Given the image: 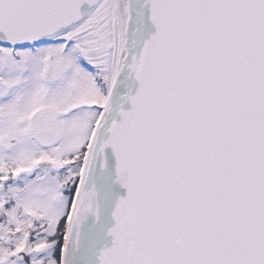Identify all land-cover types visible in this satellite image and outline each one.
<instances>
[{
  "label": "snow or ice",
  "instance_id": "snow-or-ice-1",
  "mask_svg": "<svg viewBox=\"0 0 264 264\" xmlns=\"http://www.w3.org/2000/svg\"><path fill=\"white\" fill-rule=\"evenodd\" d=\"M0 264H264V0H0Z\"/></svg>",
  "mask_w": 264,
  "mask_h": 264
}]
</instances>
